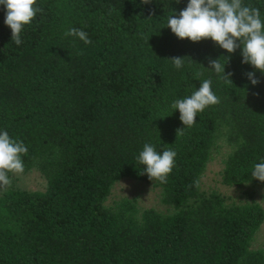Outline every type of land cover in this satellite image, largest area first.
I'll return each mask as SVG.
<instances>
[{
	"label": "trees",
	"instance_id": "16d2710c",
	"mask_svg": "<svg viewBox=\"0 0 264 264\" xmlns=\"http://www.w3.org/2000/svg\"><path fill=\"white\" fill-rule=\"evenodd\" d=\"M188 2L37 0L43 11L20 45L0 5V131L27 147L24 173L35 168L46 180L43 192L0 195V264H264V249H250L262 208L189 187L221 136L230 150L222 184L260 187L264 199V182L251 175L264 162V73L238 48L225 65L233 84L218 78L209 61L226 63V50L166 27ZM243 2L264 21V0ZM71 28L92 43L65 36ZM174 57L184 60L179 70ZM205 79L220 103L184 127L171 105ZM146 143L176 152L167 183L138 162ZM122 178L159 187L171 212L139 211L128 199L106 208Z\"/></svg>",
	"mask_w": 264,
	"mask_h": 264
},
{
	"label": "clouds",
	"instance_id": "9594fccd",
	"mask_svg": "<svg viewBox=\"0 0 264 264\" xmlns=\"http://www.w3.org/2000/svg\"><path fill=\"white\" fill-rule=\"evenodd\" d=\"M144 4L150 0H142ZM179 3V0H177ZM6 9L5 24L10 27L11 40L16 45L22 43V33L26 25H30L37 14L43 9L37 6V0H0ZM181 40L192 42L211 39L229 54L227 62L220 59L210 60L211 69L218 78L232 83V73H225V65L230 56L238 48L242 49V63L251 64L264 73V21L258 8L245 5L243 0H189L185 9L178 17L173 14L167 18V26ZM65 36L78 37L85 45L91 44L88 34L77 28L65 32ZM177 70L184 66L180 57L171 58ZM252 85L259 83L253 72L246 74ZM212 81L205 79L198 90L190 96L175 100L171 107L179 110L180 120L184 127L191 128L196 123L198 113L220 103L219 97L212 91ZM164 118V117H162ZM183 127V128H184ZM182 129L177 130V135ZM28 152L23 142L12 139L7 131H0V189L12 185V175L24 173L22 156ZM176 152L168 149L158 153L152 144L146 143L137 157L138 162L145 166L144 172L150 180L167 183L168 176L175 167ZM254 179L264 182V162L256 163L251 173ZM199 188V180L193 185Z\"/></svg>",
	"mask_w": 264,
	"mask_h": 264
},
{
	"label": "rangeland",
	"instance_id": "374dc122",
	"mask_svg": "<svg viewBox=\"0 0 264 264\" xmlns=\"http://www.w3.org/2000/svg\"><path fill=\"white\" fill-rule=\"evenodd\" d=\"M229 151L223 137L217 136L211 149L209 161L200 178V190L204 194L219 193L226 199L228 204L246 205L256 203L264 212V199L260 187L250 185L225 186L222 184L223 161ZM10 178L12 179V185L6 189H0V195L9 188L29 192H43L46 188L44 176L35 168L21 175L10 174ZM123 199L134 200L139 211L153 209L160 214L171 212L170 207L161 202L160 188L153 183L130 178L119 179L112 185L104 206L112 208ZM250 249H264V218L250 243Z\"/></svg>",
	"mask_w": 264,
	"mask_h": 264
}]
</instances>
